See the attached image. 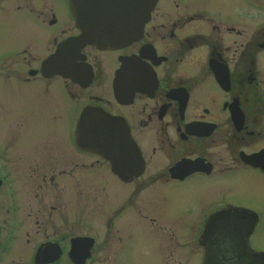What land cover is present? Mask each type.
I'll use <instances>...</instances> for the list:
<instances>
[{"label":"flooded vegetation","instance_id":"obj_1","mask_svg":"<svg viewBox=\"0 0 264 264\" xmlns=\"http://www.w3.org/2000/svg\"><path fill=\"white\" fill-rule=\"evenodd\" d=\"M255 3L259 12L248 0L217 12L159 0L136 41L101 49L81 41L70 0H0L3 79L68 95V154L29 167L26 202L0 152V264H134L143 237L156 264H204L213 223L247 232L221 264H264V206L231 183L264 187V0ZM56 55L67 73L44 70ZM88 111L118 128L100 133L97 152L77 144Z\"/></svg>","mask_w":264,"mask_h":264},{"label":"rangeland","instance_id":"obj_2","mask_svg":"<svg viewBox=\"0 0 264 264\" xmlns=\"http://www.w3.org/2000/svg\"><path fill=\"white\" fill-rule=\"evenodd\" d=\"M194 1L199 5L210 4L209 10L236 12L237 2L240 7L242 0H192ZM259 8L255 0H248L250 12H259ZM3 69L0 62V73ZM11 85L14 87L12 92ZM20 86L18 83L4 80L0 74V152L5 153L6 162L23 195L22 201L26 202L31 180L29 167L37 166L39 162L48 165L53 153L56 158H64L68 154V95L63 92L58 95L50 91L26 92V89L22 88L24 86ZM27 130L32 135L25 134ZM231 183L239 187L245 200L256 201V204L264 206L262 185L242 176L232 177ZM211 199L212 197L207 199V202ZM75 212L79 217L86 216L81 205L75 208ZM62 213L63 209L58 205L57 222ZM17 246L13 253L25 249L18 244ZM131 253L134 256V264H156V251L153 242L148 238L134 240ZM8 264L16 263L8 259ZM61 264H68V257L63 258Z\"/></svg>","mask_w":264,"mask_h":264},{"label":"water","instance_id":"obj_3","mask_svg":"<svg viewBox=\"0 0 264 264\" xmlns=\"http://www.w3.org/2000/svg\"><path fill=\"white\" fill-rule=\"evenodd\" d=\"M158 0H101V14H90L80 11V0H71L74 9L77 10L75 17L77 23L84 25L85 44L95 45L100 48H113L126 45L137 38V34L143 30V26L150 16ZM98 5V4H97ZM96 7V6H95ZM105 12V13H104ZM123 17L132 21H120ZM53 59L51 63L44 64L45 68L51 65L56 71L62 67L58 58ZM86 116V113H85ZM81 121L77 129L78 145L93 149L97 152L99 143L96 137L100 133L110 135L111 132L118 129L114 127L116 120L109 116H101L97 113L88 112L87 117ZM104 122L106 127H91L86 125V120ZM110 125V126H109ZM91 127V128H90ZM123 135V134H121ZM124 136V135H123ZM216 217H226L225 214H218ZM217 219V218H213ZM247 232L237 231L236 225L232 223L208 224L203 235V244L206 247V258L204 264H212L211 261L217 259V264H221L222 258L233 256L232 250L243 249L246 245ZM232 253V254H231ZM216 254V256H215ZM59 255L57 256V258ZM241 256H235L230 264H234L236 259ZM225 259V258H224Z\"/></svg>","mask_w":264,"mask_h":264}]
</instances>
